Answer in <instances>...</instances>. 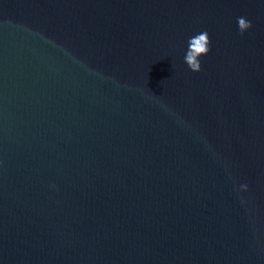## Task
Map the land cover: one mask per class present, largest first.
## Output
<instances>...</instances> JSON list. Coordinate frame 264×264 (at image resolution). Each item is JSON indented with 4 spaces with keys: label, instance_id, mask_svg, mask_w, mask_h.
I'll list each match as a JSON object with an SVG mask.
<instances>
[{
    "label": "water",
    "instance_id": "1",
    "mask_svg": "<svg viewBox=\"0 0 264 264\" xmlns=\"http://www.w3.org/2000/svg\"><path fill=\"white\" fill-rule=\"evenodd\" d=\"M0 264H264V0H0Z\"/></svg>",
    "mask_w": 264,
    "mask_h": 264
},
{
    "label": "clouds",
    "instance_id": "2",
    "mask_svg": "<svg viewBox=\"0 0 264 264\" xmlns=\"http://www.w3.org/2000/svg\"><path fill=\"white\" fill-rule=\"evenodd\" d=\"M238 30L241 35L252 28V24L245 17H237ZM210 38L207 31H202L188 39V48L184 56V62L193 73L202 71L201 58L210 52ZM243 191H247V185H241Z\"/></svg>",
    "mask_w": 264,
    "mask_h": 264
}]
</instances>
